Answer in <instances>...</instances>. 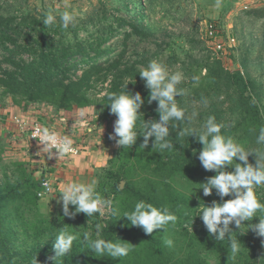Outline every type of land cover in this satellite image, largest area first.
I'll return each mask as SVG.
<instances>
[{"label": "rangeland", "instance_id": "374dc122", "mask_svg": "<svg viewBox=\"0 0 264 264\" xmlns=\"http://www.w3.org/2000/svg\"><path fill=\"white\" fill-rule=\"evenodd\" d=\"M65 5L76 13L75 26L64 29L57 18L54 25L46 27L42 21L44 13L49 8L64 10ZM3 20H8V27L0 31V80L5 77L1 70L15 71L16 64L32 67L33 53H41L44 45L60 38L69 43L81 42L86 50L100 47L104 53L89 65L73 68L67 77L59 78L60 85H66L78 81L90 67L96 68L86 92L91 105L84 109L75 107L72 114L50 103L32 101L26 95L30 94L27 84L20 85L21 76L13 83L21 87L17 95L0 84V197L17 184H39L40 190L41 182L47 180L51 186V191L44 198L37 197L36 202L12 200L0 204V264H32L35 258L38 264H56L50 258L54 256L55 235L62 228L77 236L73 245L84 249L85 232L92 238L101 237L117 219L122 211V190L130 194L131 190L148 185V179H155L153 170L158 165L151 162L145 166L149 152L157 150L153 149V139L143 154V166L131 173L133 185L123 179L120 163L115 161L123 148L110 138L117 117L107 105L108 95L125 90L127 83L128 91L139 92L145 102L148 100L149 89L139 71L152 59L162 62L170 72L183 74L177 87H184L185 94L177 97V104L186 108L188 114H198L192 126L199 128L208 116H215L224 126L222 132L237 129V137L257 132L246 145L234 140L246 150L264 152V145L256 144L259 128L264 126V0H0V23ZM8 36L17 44L8 41ZM42 72L27 82L33 83ZM50 76H42L43 82L51 83ZM146 104L142 111L151 120L154 108ZM26 106L31 110L27 111ZM14 117L26 123L28 130L40 124L60 135H70L78 154L49 158L41 152L42 145L30 138V132L13 121ZM186 126L179 122L175 129L170 127L169 139L180 146L177 154L195 153L198 166L194 169L199 177L193 183L163 182L184 197L194 198L197 210L193 214L173 207L176 210L170 209L171 213L182 220L188 214L189 222L169 223L175 232L168 231V226L166 231H155L167 252L164 264H264V238L248 231L247 226H242L240 232L232 226V231L237 232L233 234L235 238L247 239L241 242V252L234 259L229 255V241L225 251L201 244L202 238L208 239V244L219 241L209 234L198 216L199 207L211 198H221L213 190L209 200L201 202L207 197L200 189L201 183L216 172L203 168L198 158L202 148L182 146V142L196 139L178 137ZM249 162L255 164V153L249 156ZM93 179L101 197L113 202V212L93 217L84 213L64 216L58 202L60 189L68 182L88 183ZM254 191L264 203V186ZM258 222L257 217L244 223ZM166 240H171L172 245H167ZM73 248L57 264H66L82 251L71 254Z\"/></svg>", "mask_w": 264, "mask_h": 264}, {"label": "clouds", "instance_id": "9594fccd", "mask_svg": "<svg viewBox=\"0 0 264 264\" xmlns=\"http://www.w3.org/2000/svg\"><path fill=\"white\" fill-rule=\"evenodd\" d=\"M59 22L64 29L75 26L77 16L74 10H69L65 5L64 10L49 8L44 13L42 20L46 27ZM140 77L145 81L149 89L148 103L157 102L156 111L159 114L158 120L144 119L140 109L145 103L142 95L137 92L133 94L128 91L127 83L125 90L110 93L107 97L110 111L117 119L114 123V133L110 137L122 148L133 147L137 143L138 136H143L141 148L146 149L149 142L154 138L153 149L160 151L171 150L175 145L170 137V126L176 128L175 123L187 124L179 131V136H195L197 141L203 145L199 151L198 158L206 171H215L216 175L209 177L206 182L201 183L204 196L212 195L213 190L221 198V201H213L210 205L205 204L199 207V215L210 235L222 242L226 238L229 241L228 251L231 258H235L241 252V241L234 238L232 226L241 231L242 226H247L248 231L252 230L258 237L264 238V203L257 198L255 188L264 186V152L259 149L246 150L237 143L231 136L222 133L224 127L216 121L215 116H208L203 124L197 128L192 126L196 112L187 113V109L178 106L177 97L185 94L184 89L177 86L183 80V74L179 71L170 72L167 67L157 59H152L139 71ZM195 79V78H194ZM206 104L207 101L205 100ZM143 116V120L140 117ZM138 121L140 130H138ZM37 138L42 145L41 152L47 153L48 157L58 156L62 158L75 153L74 141L70 135H60L48 127L36 126L32 138ZM257 145H264V126L259 128L256 137ZM256 154V162H249V156ZM195 154V153H194ZM239 161V162H238ZM231 167L233 171L227 169ZM95 179L88 183L68 182L60 189V202L64 216H75L84 213L93 217L97 213L104 216L113 212V202L110 199L101 197L97 191ZM48 187L47 184L44 185ZM51 191V189H49ZM231 195L233 198L224 200V197ZM74 207V211L71 210ZM122 217L130 221V226L141 227L146 234H152L154 230L164 229L169 223H175L176 216L167 208H158L152 203L143 200L135 203L134 209L126 212ZM259 218L258 223L245 224V221H252ZM247 231V232H248ZM99 230L97 231V237ZM77 236L66 228L60 229L55 235L53 243L54 256L50 259L57 261L67 256L73 247ZM83 240L88 248L100 255L105 254L112 258H122L128 255L130 249L127 244L113 242L101 238L93 239L91 234L85 232ZM165 243L172 245L171 240ZM32 264H38L35 258Z\"/></svg>", "mask_w": 264, "mask_h": 264}, {"label": "trees", "instance_id": "16d2710c", "mask_svg": "<svg viewBox=\"0 0 264 264\" xmlns=\"http://www.w3.org/2000/svg\"><path fill=\"white\" fill-rule=\"evenodd\" d=\"M3 27V28H2ZM8 27V20H3L0 23V31H5ZM1 35V34H0ZM8 41L16 43L13 37L8 36ZM64 39L60 38L58 42H51L43 46L41 53H33L34 62L27 66L16 64L17 68L15 71L1 70L5 77L0 80V84L3 87L7 88L8 92L12 95H17L20 93L21 87L13 85L17 82L18 76L22 77L23 83L20 85H25L26 89L29 90L30 94H26L34 102H46L53 105H56L59 110L71 112L76 108H87L91 105L90 98L87 97L86 92L90 89V81L93 72L96 70L95 67H90V69L84 73V75L78 81H70L69 84L60 85V79L67 77L69 72L73 68L86 66L91 63V61L99 58L104 51L100 47H92L90 50L84 49V46L81 42L78 43H69L63 41ZM92 46H94L92 44ZM22 50L25 49V46H20ZM90 52H94L93 55H90ZM20 54L19 51H17ZM38 59H37V58ZM15 63V62H13ZM43 71L42 75L34 78L32 82L28 79H31L33 75L40 74ZM53 71V72H50ZM51 74L49 79L53 81L43 82L42 76H47ZM60 78V79H59ZM183 89L184 87H178ZM148 100L144 103L143 106H146ZM142 106V107H143ZM154 108L153 114L154 117L151 120H158L159 114L156 111L157 102H152L150 104ZM27 111L31 110V107H25ZM140 112L143 113L142 108ZM259 113V112H258ZM144 115L146 121L147 118ZM246 117V115L244 116ZM248 120V116L246 118ZM140 120H143V116L140 117ZM178 124L179 122H173ZM140 127V122L138 121V126ZM171 127V126H170ZM254 131V128H252ZM237 129H229L223 131L222 133L225 136H231L233 139L237 138L238 141L243 142L245 145L248 143V139H252L254 134L257 133H246L241 134L237 137ZM154 141V138H152ZM171 140V139H170ZM175 145L171 150L160 151V149L149 152L148 163L145 164L146 167H149L151 162H155L158 167L154 168L153 173L155 179L152 177L148 179L147 184L143 189H133L128 194V190L121 191V212L119 215H116L117 219L110 226L108 230L104 232L101 239L111 240L113 242L125 243L128 245L130 251L127 256L122 258H112L107 256H100L92 252L88 246L84 249L80 248L77 244L73 245L71 254L76 253L78 250L81 252L77 253L72 257L70 261L66 264H164L166 261L167 252L163 247V242L155 235V231L152 234H146L141 227L130 226V221L126 217H122L126 212H130L134 209L135 203L138 201H145L152 203L158 208H167L168 210L173 207H179L178 209H183L187 213H196L197 203L194 198H186L184 195L175 192V189L171 187L164 180L173 181L175 180L180 182L181 180L186 183H193L199 176L196 175V169L194 167L198 166L197 159L194 156V153L186 155L185 153L177 154L180 146H177V142L172 141ZM143 144V136H138L137 143L133 147L123 148L119 156L116 158V162L120 163V173L123 179L127 180V183L133 185V179L131 173L136 171V167L143 166V154L145 149L141 148ZM182 146H194L198 148H203V145L197 141V139L190 140L187 142H182ZM184 146V147H185ZM150 150H153L150 147ZM174 157V158H173ZM162 168L161 170L159 168ZM39 191V184H17L14 186L13 190H5V194L0 197V204L6 201L20 200L22 202H36L37 192ZM39 198V197H38ZM232 199V197H230ZM209 200V197L201 199V202H206ZM216 201V200H215ZM217 201H220L217 199ZM186 202V203H185ZM213 202L211 198L208 204L210 205ZM223 202V201H220ZM36 204V203H35ZM176 210L173 208L172 212ZM174 214V213H173ZM176 216V215H175ZM183 220L176 216L175 224L180 225L189 222L188 214L183 216ZM168 231L175 232V228L172 225H167ZM235 238V236H234ZM95 239V238H93ZM241 242L246 241L247 239L243 236L239 237ZM201 244L209 246L219 251H225L227 247L226 238L222 242L215 241L212 244H208V239L202 238ZM242 243L241 245H243ZM196 264V263H195Z\"/></svg>", "mask_w": 264, "mask_h": 264}, {"label": "built area", "instance_id": "2783aa9c", "mask_svg": "<svg viewBox=\"0 0 264 264\" xmlns=\"http://www.w3.org/2000/svg\"><path fill=\"white\" fill-rule=\"evenodd\" d=\"M213 31V30H212ZM13 121H15L16 123H20V119H19V117H14L13 118ZM41 126L40 124H35L31 129H29L28 130V128H27V124L26 123H24V122H21L20 124H19V126L21 127V129H23V130H28L29 132H30V138L34 141V142H38V139L37 138H32V133L35 131V129H36V126ZM41 127H45V126H41ZM50 130H51V128H49ZM30 139V140H31ZM39 143V142H38ZM75 148V147H74ZM76 154H78V148H75V153L74 154H71V155H76ZM45 184H47L48 185V187L47 188H45L44 187V185ZM49 189H51V186H50V183L47 181V180H43L42 182H41V188H40V190L37 192V196L39 197V198H44L47 194H48V192L50 191Z\"/></svg>", "mask_w": 264, "mask_h": 264}, {"label": "crops", "instance_id": "0c3cea01", "mask_svg": "<svg viewBox=\"0 0 264 264\" xmlns=\"http://www.w3.org/2000/svg\"><path fill=\"white\" fill-rule=\"evenodd\" d=\"M64 113H69V112H64ZM71 114L74 113V112H70Z\"/></svg>", "mask_w": 264, "mask_h": 264}]
</instances>
